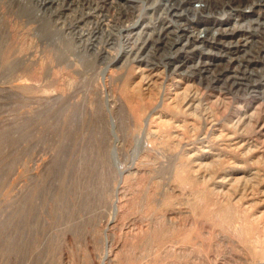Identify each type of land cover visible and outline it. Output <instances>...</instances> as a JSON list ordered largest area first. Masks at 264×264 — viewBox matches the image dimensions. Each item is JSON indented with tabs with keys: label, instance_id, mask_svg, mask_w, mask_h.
<instances>
[{
	"label": "rangeland",
	"instance_id": "rangeland-1",
	"mask_svg": "<svg viewBox=\"0 0 264 264\" xmlns=\"http://www.w3.org/2000/svg\"><path fill=\"white\" fill-rule=\"evenodd\" d=\"M99 14L0 0V264H264L258 47L217 46L210 80L181 42L148 55L159 24L116 53Z\"/></svg>",
	"mask_w": 264,
	"mask_h": 264
},
{
	"label": "bare ground",
	"instance_id": "bare-ground-1",
	"mask_svg": "<svg viewBox=\"0 0 264 264\" xmlns=\"http://www.w3.org/2000/svg\"><path fill=\"white\" fill-rule=\"evenodd\" d=\"M62 1H67V0H62ZM91 1H93V3L95 4L96 11H99V13H101V11L104 10L105 6H106V10H108V11L110 9L112 10L113 0H85V3L91 2ZM189 1L190 0H165L164 15L166 17L172 16V15H179L180 17H182L184 19V21L177 23L176 26L172 27V28H168L169 24L165 25L164 22H161V25L159 24L160 28L156 31V35H155L156 37L154 38V44H151L147 49L148 55L168 52L167 50H169L172 46H174V44L181 42V45L179 47L186 48L188 53L194 52V51H198L200 53H203L202 56H198V59L194 62V68L197 70V73H196L197 75H200L203 78L204 77L210 78V80H211L210 75L212 73L211 72L212 67L214 66V65H212L213 60L215 58H218L219 56H220V58L223 55L225 56V53H227V51H228V50L224 51L220 47L217 48V46H220L223 43L225 45H222V46H225V49H229V48L233 47V50L236 48V50L240 49L243 52H245V54H242V55L237 56V57H233L234 60H236L238 62H240V60L245 61L243 57H245L247 51L251 52V50H252L250 48L251 45L254 47L255 46L258 47L257 52L262 54L261 59L264 61V34L263 33H260V37L261 36L263 37L261 39L259 37L258 38H255V37L251 38L250 36L248 38H244V37L239 36L238 38L232 39L236 30L241 27V22H240V20H238L239 18L234 19L235 21L233 24H231L229 26V29H225L226 36H230L229 40L224 41V39H223L224 37L219 38L218 42H213L212 45H210L206 41V39L204 38L205 32L207 35H210L208 33H209V30H211V29H209V27L207 25L208 24H215V23L220 24L223 20L221 17L217 16L215 19H212L210 16L204 17V18H196L197 22H199V23L204 22V24H202V26L198 29V31L197 30L191 31L190 27L187 26V24L185 23L186 17L188 15H190V13H192L193 15H199V13L203 12V11H206L207 13H212L213 11L226 10V9L230 8L231 4L232 5H234V4L246 5V7L251 8L252 6L260 5V3H264V0H251V1H249V0H198L197 2H202L203 4L197 8H192L189 5ZM77 4H78V2H77ZM223 12H225V11H223ZM160 13H162V15H163V12H160ZM110 14H111V11H110ZM100 15H102V14H100ZM208 15H210V14H208ZM141 18H142V14H140L129 26H127V28H133L134 29L135 25H137V23L140 21ZM172 20L173 19H171L169 21H172ZM114 22L116 24V21H114ZM253 24H255V26H252L255 29V33H254L255 35L258 34L257 33L258 31H256V29H258L262 32L264 31V21L257 19V20H254L251 25H253ZM113 27H115V25ZM154 27H155L154 29H156L157 26H154ZM202 27H203V29H202V31H200V29ZM162 28L166 29V32H164L163 34L161 33ZM122 29H124V28H122ZM188 29L190 32L187 31ZM201 33H204V35L201 36ZM169 34H173L174 38ZM125 35H127V36L122 37L121 40H119V42L127 43L128 38L131 36V31H126ZM205 45H207V46H205ZM156 46H159V47L156 48ZM139 48H141V47H139ZM246 49H248V50H246ZM261 50H263L262 53H261ZM139 51H140V49H139ZM229 51L232 52V50H229ZM232 53H234V52H232ZM258 58L259 57L257 55H255L252 58H248L247 60H248V62H251V61H256ZM140 59H142V58H140ZM261 59H259V60L261 61ZM147 67H149V66H147ZM152 67H154V66H152ZM262 69H263V72L258 71L257 76L261 77V79L264 81V67ZM151 70H152V68H151ZM233 71L236 72L235 70H233ZM241 71H243V70H241ZM244 72L247 73L248 71L247 70L245 71V69H244V71L242 72L243 76H239V75H236L233 73V74H231L232 77H228L230 79V81H228V82L222 81V83L229 85V86L243 87L245 89V88H247L248 85L253 86V84H251V83L258 82V79H257L258 77L251 78V75H249V74L246 75ZM251 73H252V71H251ZM190 75H191V73H190ZM151 76H152V74H151ZM185 77H186V75H185ZM245 77H247V79H249V80H244V81L238 80V79H242ZM176 79H179V78H176Z\"/></svg>",
	"mask_w": 264,
	"mask_h": 264
},
{
	"label": "built area",
	"instance_id": "built-area-1",
	"mask_svg": "<svg viewBox=\"0 0 264 264\" xmlns=\"http://www.w3.org/2000/svg\"><path fill=\"white\" fill-rule=\"evenodd\" d=\"M197 1L198 0H190L189 5L192 8H197L203 4L202 2H197ZM164 8H165V0H113L112 11L111 9L108 12L106 11V13L102 11L100 14H103V16H100L99 14L96 17V20H101V21L104 20L103 23H107L109 21H116V26L113 28L115 32V40L111 42V47L114 48H110V49L116 51V53L117 52L127 53V51L131 46V42L121 46V44L118 41L122 37L127 35H125V33L119 32L118 29L129 26L140 14H142V18L137 23V30L143 29L146 33H149L148 35H146L149 38L154 36L152 34L154 30L153 27L157 26L158 24H161L162 21L164 23H166L171 19L174 20V23H180L184 21V19H182V17H180L179 15H172L166 17L164 15ZM66 11L70 12V10H66ZM160 12H163V15ZM209 16L212 19H215L217 16L223 19L220 24H216V23L208 24V25L206 24L209 27V29H211L209 30L208 33L210 35H207L206 32L205 35L204 33H201V36L204 35V38L210 45H212L213 42H218L219 38L226 37L225 29H229V26L232 23H234L235 18H239L238 20H240L241 22V27H240L241 31H239L241 37L248 38L249 36H251V38H253L256 35L254 34L255 29L254 27H252L251 24L253 23L254 20L257 19L264 21V3H260V5L252 6L251 8L246 7V5L231 4L230 8L226 10L213 11L212 13H207L206 11H203L200 12L199 15H188L186 17L185 23L189 27L192 26L190 27L191 31L192 30L198 31L201 25L194 24L196 22V18H204ZM92 20H94V18ZM192 21L194 23H192ZM94 23L95 22H92L89 25L93 26ZM144 23L147 24L146 27H144ZM105 25L102 26V28L98 29L99 35L103 33L101 38H104L105 33L107 32V30H104L105 28H107V26ZM202 29L203 27L200 29V31ZM187 31L190 32L189 29ZM234 37L237 38L238 36L236 35ZM101 45L104 47L105 44L102 43ZM119 48L122 50H120ZM225 61L226 59L224 57V59H221L220 61L216 60L215 62L224 63Z\"/></svg>",
	"mask_w": 264,
	"mask_h": 264
}]
</instances>
